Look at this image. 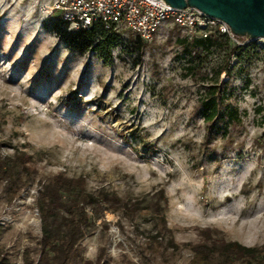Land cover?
<instances>
[{
    "label": "rangeland",
    "instance_id": "obj_1",
    "mask_svg": "<svg viewBox=\"0 0 264 264\" xmlns=\"http://www.w3.org/2000/svg\"><path fill=\"white\" fill-rule=\"evenodd\" d=\"M41 3L0 0V140L4 154L34 155L38 169L13 200L0 181V264L38 263L37 200L58 173L83 176L89 191L124 200L148 204L161 189L167 198L169 231L151 211L106 213L73 264L95 263L102 250L105 264H196L192 247L206 233L264 248V49L231 56L197 50L203 64L194 76L177 28L146 43L121 26L120 47L106 65L96 53L73 52ZM225 65L222 108L237 110L239 119L219 120L206 141L201 104ZM132 133L152 151L129 141ZM220 261L213 256V264Z\"/></svg>",
    "mask_w": 264,
    "mask_h": 264
},
{
    "label": "trees",
    "instance_id": "obj_2",
    "mask_svg": "<svg viewBox=\"0 0 264 264\" xmlns=\"http://www.w3.org/2000/svg\"><path fill=\"white\" fill-rule=\"evenodd\" d=\"M58 24L57 36L65 42L75 53H96L101 60L109 65L113 61V51L120 47V35L115 30H106L102 24H95L91 29H81L78 32L68 30L69 25L59 15L52 16ZM61 26L66 27L61 31ZM140 39V38H139ZM185 38L179 40V44L186 49L190 56L192 75H196L195 64H203L198 50L209 51L211 48L228 52L227 55L237 52H249L259 48L251 45L245 48H236L226 36L220 35L215 40L197 39L188 44ZM194 53V56L192 54ZM228 71V65L219 67L215 72V79L202 101L201 111L207 124L209 133L206 141H210L212 130L219 120L228 119L230 123L238 121V111L230 106L222 108L224 101L222 87L219 86V77ZM208 75L201 82L209 81ZM127 138V137H126ZM125 138V139H126ZM129 141L140 142L146 150L152 151L151 144L138 140L134 133L128 137ZM127 141V139H126ZM128 142V141H127ZM3 143L0 140V181L5 182V190L10 200H13L21 190L26 188L35 175L38 174L35 156L26 151L15 150L14 154H4ZM41 155L42 152L37 154ZM43 159V158H41ZM145 200H124L116 193L106 190L92 192L88 190L85 177H69L65 173H58L49 178L39 191L37 209L42 224V239L40 241L41 253L37 264H73L80 257V244L87 237L90 229L94 228L98 221L106 213L125 212L129 217H134L142 211H151L152 217L157 223L162 224V230L169 231L162 202L167 203L164 189L153 195L150 203ZM161 230V232H162ZM158 232L151 239L157 240L161 235ZM205 241L192 247L197 256L196 264H213V256L221 257L220 264H264V248H248L238 242H227L225 239L214 238L205 234ZM106 250H102L97 261H87L85 264H105Z\"/></svg>",
    "mask_w": 264,
    "mask_h": 264
},
{
    "label": "built area",
    "instance_id": "obj_3",
    "mask_svg": "<svg viewBox=\"0 0 264 264\" xmlns=\"http://www.w3.org/2000/svg\"><path fill=\"white\" fill-rule=\"evenodd\" d=\"M40 12L59 15L74 30H89L102 24L106 30L125 26L146 43L168 28H177L187 42L215 40L223 35L236 47L256 45L264 49V38L238 40L224 21L195 7L174 8L165 0H42Z\"/></svg>",
    "mask_w": 264,
    "mask_h": 264
},
{
    "label": "water",
    "instance_id": "obj_4",
    "mask_svg": "<svg viewBox=\"0 0 264 264\" xmlns=\"http://www.w3.org/2000/svg\"><path fill=\"white\" fill-rule=\"evenodd\" d=\"M174 8L195 7L229 25L232 32L264 38V0H165Z\"/></svg>",
    "mask_w": 264,
    "mask_h": 264
}]
</instances>
